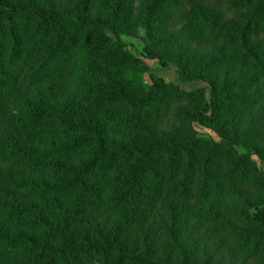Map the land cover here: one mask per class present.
<instances>
[{
  "label": "trees",
  "instance_id": "1",
  "mask_svg": "<svg viewBox=\"0 0 264 264\" xmlns=\"http://www.w3.org/2000/svg\"><path fill=\"white\" fill-rule=\"evenodd\" d=\"M87 2L78 0L67 12L57 11L52 0H0V264H151L120 240L130 230L128 208L154 207L165 179H175L174 187L187 196L194 153L202 145L208 149L197 166L199 190L222 191L212 174L220 160L227 164L225 182L264 193L256 145L244 143L240 152L235 137L214 141L196 129L226 114L229 98L239 106L241 98L211 92L201 109L181 115L182 137L137 121L142 133L122 123V136L109 142L92 116L56 101L77 54L90 55L109 39L100 21L82 16ZM130 2L136 0L117 4L126 18ZM139 7L145 54L174 66L180 79L188 77L186 56L194 41L224 45L237 63L264 78V0H141ZM110 95L102 107L155 106L163 117L173 105L202 100L204 90L183 91L155 78L151 85L120 82ZM83 148L90 149L84 161L77 159ZM230 192L239 206H202L199 212L241 251L264 256V196ZM92 202L117 212L113 225L98 218ZM176 251L179 261L166 264H195L184 246Z\"/></svg>",
  "mask_w": 264,
  "mask_h": 264
},
{
  "label": "rangeland",
  "instance_id": "2",
  "mask_svg": "<svg viewBox=\"0 0 264 264\" xmlns=\"http://www.w3.org/2000/svg\"><path fill=\"white\" fill-rule=\"evenodd\" d=\"M37 1L44 3L46 0ZM52 1L57 11L70 12L78 0ZM140 1L129 3L131 15L126 18V14L117 7L119 0H88L83 6L82 16L89 21H100L109 39L90 55L77 54L79 62L72 70L71 80L56 90V101L61 105L73 103L82 115L92 116L102 127L104 139L109 142L122 136V123L131 132L142 133L141 124L137 121L145 123V127L156 133L179 138L187 131L181 115L201 109L202 101L209 99L211 92L241 98L240 106L229 98L226 101L229 105L226 114L212 123L199 124L196 129L200 135L214 141L235 137L240 152H244V143L256 145L262 155L258 166L264 173V78L257 77L248 67L237 63L232 58L231 50L224 45L194 41L186 56L189 61L186 70L188 77L186 80L180 79L174 66H162L145 54L138 25L142 16ZM85 63L89 65L85 67ZM155 78L176 85L183 91L203 89L204 96L202 100H185L171 106L163 117H159L155 106L102 107L118 83L151 85ZM207 149V145H202L194 153L197 166ZM89 151V148H83L77 154V159L86 160ZM226 165L218 160L216 168L212 170V174L222 184L221 192L210 188L199 190L196 166L189 181L187 196H181L178 188L174 187L175 179H165L159 187L160 194L154 207L130 206V230L125 232V238L119 237L125 249L137 255L140 261L151 264H166L167 260L177 263L179 257L176 247L179 245L189 250L190 261L195 264L205 261L209 264H264V256L241 251L231 237L217 234L215 223L199 212L202 206L217 209L239 206L231 189L248 199L264 196V193L247 183L242 186L225 182ZM81 200L86 201L84 196ZM90 206L98 210L96 215L105 218L109 227L118 219L117 212L106 205L99 206L92 202Z\"/></svg>",
  "mask_w": 264,
  "mask_h": 264
}]
</instances>
